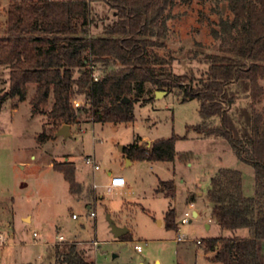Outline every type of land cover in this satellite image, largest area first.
I'll return each instance as SVG.
<instances>
[{
    "label": "rangeland",
    "instance_id": "rangeland-1",
    "mask_svg": "<svg viewBox=\"0 0 264 264\" xmlns=\"http://www.w3.org/2000/svg\"><path fill=\"white\" fill-rule=\"evenodd\" d=\"M9 1L0 0V38L4 37ZM89 1L98 17L91 30L97 37L114 18L104 0ZM171 15L166 48L176 58L174 72L194 74L200 80L211 66L210 56L224 54L228 49L227 35L215 39L212 33H222L220 23L233 19L228 4L216 0H177ZM161 53L166 54L167 50ZM9 82L10 70L0 66V96L8 92ZM261 84L264 87V81ZM232 89L237 100L231 114L244 120L241 112L252 111V100L238 84ZM147 91L135 105L133 123L97 124L82 112L79 123L71 128V137L53 138L45 144L38 137L49 121L33 113L30 99L35 87L30 86L26 101L13 98L3 103L0 264H57L48 257L56 244H77L89 264H217L211 261L214 253L204 252L198 242L222 236H250L247 229H220L212 219L213 204L207 193L212 178L222 169H231L242 173L244 193L254 197V168L238 157L224 137L200 135L193 129L205 121L200 115L199 100L183 102L178 91L158 97L151 85ZM76 103L87 106L83 97ZM263 106L264 100L257 109ZM214 120L211 123H219ZM173 136L179 138L173 161L133 162L122 151L123 147ZM88 160H93L100 171H95ZM66 162L75 163L76 178L82 188L78 195L71 193L63 174L52 168L53 163ZM109 172L124 177L126 188L109 191L104 186L109 183ZM160 181L174 182L173 198L156 192ZM94 184L100 188L95 190ZM170 209L176 211L178 226L168 230L164 218ZM187 212L190 221L183 225ZM109 218L118 227L127 228L130 238H115ZM179 237L186 241L179 242ZM136 245L143 250L138 252ZM262 252L264 255V246Z\"/></svg>",
    "mask_w": 264,
    "mask_h": 264
},
{
    "label": "trees",
    "instance_id": "trees-1",
    "mask_svg": "<svg viewBox=\"0 0 264 264\" xmlns=\"http://www.w3.org/2000/svg\"><path fill=\"white\" fill-rule=\"evenodd\" d=\"M104 1L114 21L97 37L91 34L98 20L92 1H9L0 38V66L10 70V88L0 96V112L7 99L24 102L30 86L35 87L30 99L33 113L49 121L38 137L45 144L65 125L78 124L82 112L97 124L133 123L135 105L149 93V85L159 92L178 91L183 102L199 100L205 121L193 129L227 139L238 157L254 168L256 184L254 197H247L240 171L222 169L212 178L207 193L213 204L212 219L223 231L247 229L250 236L207 238L200 246L214 253L211 261L217 264H264V106L257 109L264 100V0H216L227 3L233 16L230 22L220 23L222 33L212 30L215 39L227 35L228 49L210 56L211 66L200 80L194 74L177 75L176 58L166 48L168 22L177 0ZM235 84L252 100V111L241 112L244 120L231 114L237 100ZM82 97L87 106L76 107ZM125 98L131 102H124ZM214 119L219 123H211ZM178 139L134 144L123 152L133 162L173 161ZM52 168L63 174L72 194L82 191L73 162L53 163ZM175 188L173 181H160L156 192L173 198ZM164 220L168 230L177 228L174 209ZM48 257L57 264H89L77 244H56Z\"/></svg>",
    "mask_w": 264,
    "mask_h": 264
},
{
    "label": "built area",
    "instance_id": "built-area-1",
    "mask_svg": "<svg viewBox=\"0 0 264 264\" xmlns=\"http://www.w3.org/2000/svg\"><path fill=\"white\" fill-rule=\"evenodd\" d=\"M100 77L99 72L94 74V80L97 82L98 79ZM75 106L76 107H80L79 103L75 102ZM88 164H93L94 165V169L95 171H100V167L98 165L95 164V162L93 160H88L87 161ZM127 186V181L124 177L122 176H115V177H111L110 179V184L108 185L110 191H115L118 189H124ZM94 188L97 189V186L94 185ZM95 214L93 213L92 216H94ZM191 216L190 213L187 212V214H185V218L182 221V224L185 225L187 224L190 220L188 219V217ZM73 218L76 219V216L73 215ZM36 236V233L34 234ZM59 240L64 241V238L62 236H59ZM179 242H184L186 240L182 239L181 237L178 238ZM198 244H201V242H198ZM138 252H141L143 250L141 245H136L135 248Z\"/></svg>",
    "mask_w": 264,
    "mask_h": 264
},
{
    "label": "water",
    "instance_id": "water-1",
    "mask_svg": "<svg viewBox=\"0 0 264 264\" xmlns=\"http://www.w3.org/2000/svg\"><path fill=\"white\" fill-rule=\"evenodd\" d=\"M157 96L160 97V95H166L165 92H157ZM124 102L130 103L131 101L128 98L124 99ZM56 138L59 137H66L69 138L71 137V126L70 125H65L63 128H61L55 135ZM123 150V148H122ZM195 216H197V213H194ZM109 221L111 222V228H112V233L114 234L115 238H121L127 234H129V230L127 228L123 227H118L116 223L109 218Z\"/></svg>",
    "mask_w": 264,
    "mask_h": 264
},
{
    "label": "crops",
    "instance_id": "crops-1",
    "mask_svg": "<svg viewBox=\"0 0 264 264\" xmlns=\"http://www.w3.org/2000/svg\"><path fill=\"white\" fill-rule=\"evenodd\" d=\"M71 128H72V126H71ZM151 144V143H150ZM124 148V147H123ZM123 151V150H122ZM75 164V163H74ZM133 164V162H129V165H132ZM101 169V168H100ZM108 177H109V183H107L106 185H104L105 187H107V189L110 191V189H109V187H108V185L110 184V179H111V177H115V176H113V173L112 172H109L108 173ZM95 185V184H94ZM94 185H93V188H94ZM97 186V185H96ZM100 187H98L97 186V189H95V190H98ZM101 197H103V196H101ZM197 213V212H196ZM197 215H198V213H197ZM262 246H264V242L262 243Z\"/></svg>",
    "mask_w": 264,
    "mask_h": 264
}]
</instances>
